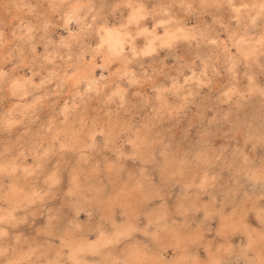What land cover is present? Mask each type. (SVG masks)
Segmentation results:
<instances>
[{"label":"clouds","instance_id":"9594fccd","mask_svg":"<svg viewBox=\"0 0 264 264\" xmlns=\"http://www.w3.org/2000/svg\"><path fill=\"white\" fill-rule=\"evenodd\" d=\"M0 264H264V0H0Z\"/></svg>","mask_w":264,"mask_h":264}]
</instances>
